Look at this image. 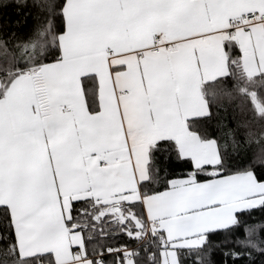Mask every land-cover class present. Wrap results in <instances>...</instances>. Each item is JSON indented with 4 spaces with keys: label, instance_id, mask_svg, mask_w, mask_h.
Wrapping results in <instances>:
<instances>
[{
    "label": "snow or ice",
    "instance_id": "snow-or-ice-1",
    "mask_svg": "<svg viewBox=\"0 0 264 264\" xmlns=\"http://www.w3.org/2000/svg\"><path fill=\"white\" fill-rule=\"evenodd\" d=\"M264 0H0V264H264Z\"/></svg>",
    "mask_w": 264,
    "mask_h": 264
},
{
    "label": "trees",
    "instance_id": "trees-1",
    "mask_svg": "<svg viewBox=\"0 0 264 264\" xmlns=\"http://www.w3.org/2000/svg\"><path fill=\"white\" fill-rule=\"evenodd\" d=\"M260 100H261V101H264V96H261V97H260Z\"/></svg>",
    "mask_w": 264,
    "mask_h": 264
}]
</instances>
